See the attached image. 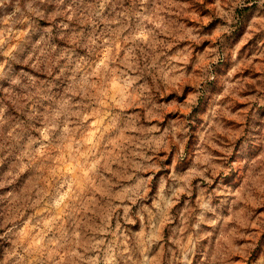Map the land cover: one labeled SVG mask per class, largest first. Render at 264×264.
I'll return each mask as SVG.
<instances>
[{"label": "clouds", "instance_id": "clouds-1", "mask_svg": "<svg viewBox=\"0 0 264 264\" xmlns=\"http://www.w3.org/2000/svg\"><path fill=\"white\" fill-rule=\"evenodd\" d=\"M0 264H264V0H0Z\"/></svg>", "mask_w": 264, "mask_h": 264}]
</instances>
